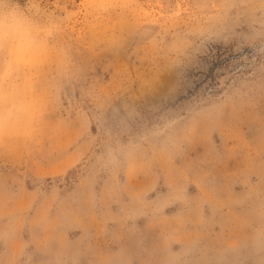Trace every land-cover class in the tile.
I'll return each instance as SVG.
<instances>
[{
	"label": "rangeland",
	"instance_id": "1",
	"mask_svg": "<svg viewBox=\"0 0 264 264\" xmlns=\"http://www.w3.org/2000/svg\"><path fill=\"white\" fill-rule=\"evenodd\" d=\"M0 11V264H264V0Z\"/></svg>",
	"mask_w": 264,
	"mask_h": 264
},
{
	"label": "clouds",
	"instance_id": "2",
	"mask_svg": "<svg viewBox=\"0 0 264 264\" xmlns=\"http://www.w3.org/2000/svg\"><path fill=\"white\" fill-rule=\"evenodd\" d=\"M17 27V21L10 13L0 11V54L11 51L8 47L9 40L13 36V30Z\"/></svg>",
	"mask_w": 264,
	"mask_h": 264
}]
</instances>
